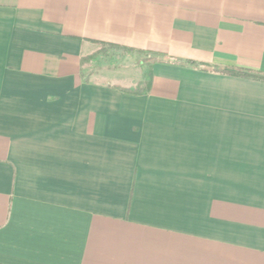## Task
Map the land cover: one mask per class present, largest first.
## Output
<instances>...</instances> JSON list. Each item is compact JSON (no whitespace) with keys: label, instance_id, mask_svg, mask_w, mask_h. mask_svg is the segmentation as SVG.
<instances>
[{"label":"crops","instance_id":"0c3cea01","mask_svg":"<svg viewBox=\"0 0 264 264\" xmlns=\"http://www.w3.org/2000/svg\"><path fill=\"white\" fill-rule=\"evenodd\" d=\"M97 43L180 64L131 95ZM222 71L264 77V0H0V264H264V82Z\"/></svg>","mask_w":264,"mask_h":264},{"label":"trees","instance_id":"16d2710c","mask_svg":"<svg viewBox=\"0 0 264 264\" xmlns=\"http://www.w3.org/2000/svg\"><path fill=\"white\" fill-rule=\"evenodd\" d=\"M100 46V50L96 52L95 54L91 55L90 57H87L83 60V64L90 63L92 61H95L99 57H105L108 54L115 57H122L124 60L128 62L130 66H139L141 68L142 74H143V81L139 83L134 89H123L125 93L140 96L148 94L151 90L152 81H153V66L155 64L159 63H170L174 62L176 64H180L179 61H176L170 57H167L165 55L155 54V53H149L137 49H132L128 47H123L119 45H113V44H107V43H97ZM189 64H193L190 63ZM224 74L233 75L236 77L245 78V79H253L254 81H261L264 82V77L260 76H252L245 72L239 71V72H229V71H222ZM90 76H88L89 78Z\"/></svg>","mask_w":264,"mask_h":264},{"label":"rangeland","instance_id":"374dc122","mask_svg":"<svg viewBox=\"0 0 264 264\" xmlns=\"http://www.w3.org/2000/svg\"><path fill=\"white\" fill-rule=\"evenodd\" d=\"M94 65V69L93 71L91 72V74L89 75L90 77L99 72V71H102L103 69H122V68H140L139 66H130L129 64V67H128V62L126 60H124V58L122 57H113L111 55H107L105 57H99L97 58L94 63H92ZM141 69V68H140Z\"/></svg>","mask_w":264,"mask_h":264}]
</instances>
